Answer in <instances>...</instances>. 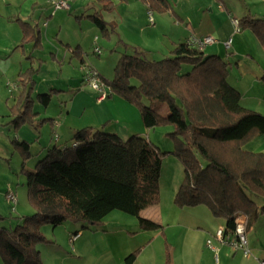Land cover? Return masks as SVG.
Here are the masks:
<instances>
[{
	"label": "trees",
	"instance_id": "16d2710c",
	"mask_svg": "<svg viewBox=\"0 0 264 264\" xmlns=\"http://www.w3.org/2000/svg\"><path fill=\"white\" fill-rule=\"evenodd\" d=\"M105 6L112 5L111 0ZM149 9L168 11L167 0H143ZM88 18L104 35L114 25L98 12ZM239 30H250L264 48V16L245 15L237 19ZM22 43L41 48L40 33L19 20ZM76 50V49H75ZM18 74L19 93L11 107L10 123L36 131L48 118H40L35 102L46 108L51 91L33 98L35 75L32 64ZM228 63L189 42L177 43L168 55L153 59L132 49L119 56L110 79L101 77L109 91L138 108L143 126H172L167 136L170 151H161L142 135L124 139L106 131L105 125L83 127L73 132L70 142L47 147L32 170L25 167L29 143L12 138L21 151V172L26 178L27 197L34 213L21 216L15 228L0 226V255L4 264H43L36 245L45 237L43 224L53 227L74 223L95 227L112 211L133 216L142 230L163 226L140 215L159 201V179L163 159L172 155L183 168V179L173 198L180 208L204 205L213 217L224 221V233H232L235 218L244 216L246 230L264 214V152L247 151L243 144L264 135V115L241 104V94L227 79ZM135 79L137 84H131ZM264 84V75L261 78ZM164 104L160 114L152 104ZM4 216L0 214V220ZM138 250L125 257L131 264Z\"/></svg>",
	"mask_w": 264,
	"mask_h": 264
},
{
	"label": "crops",
	"instance_id": "0c3cea01",
	"mask_svg": "<svg viewBox=\"0 0 264 264\" xmlns=\"http://www.w3.org/2000/svg\"><path fill=\"white\" fill-rule=\"evenodd\" d=\"M111 1L112 5L106 7L105 2L98 0H68L67 9L54 10L46 0H0V63H8L10 67L7 71L11 70L8 75H16L17 83L19 72L24 70L28 63L25 59L26 48H32V43H22L19 20L29 23L40 33L41 49L47 48L46 45H50L49 42L56 38V44L65 46L64 51L74 52L75 47V55H78L84 44L82 34L85 31L95 32V25L88 15L98 12L104 20L114 25L113 32L105 36L119 56L136 48L146 52L153 59H160L168 55L179 42H188L197 37H213L214 42L205 45L203 52L217 55L228 63L227 79L241 94V104L264 115V84L261 80L264 75V48L250 30H237L233 22L234 19L245 15L263 17L262 15L253 14L250 9L237 16L229 11L225 13L224 0H167L171 9L159 11L151 8L153 24H149V7L143 0ZM259 1L264 5V0ZM74 17L78 24L72 23ZM91 44L92 52L95 53L94 47H99L97 35L91 39ZM78 56L80 62H85L82 54ZM118 58H115L116 62ZM81 69L86 77L85 69ZM99 74L106 78L101 72ZM6 76L1 69L0 79ZM98 95L93 101V106L105 113L103 120L101 119L103 122L98 126L106 123V131L117 133L122 138L144 134L146 128L141 119L135 114L132 117L134 109L130 107L131 104L117 96L99 100ZM49 121L54 124L52 126L58 127L56 120ZM63 124L65 126V123ZM62 127H58L60 133L54 137L56 144H63L79 129L71 124L63 130ZM33 130L32 134L36 136V130ZM14 137L29 142L19 135ZM38 137L39 135L35 139ZM6 144L7 142L0 143V153H3ZM13 147L12 144L11 150ZM47 147H50L49 144L43 146L45 149ZM242 148L264 152V135L257 134L247 140ZM4 153L6 154L5 151ZM175 208L171 207L163 213L158 205H153L141 211L142 217L164 225L159 230H141L133 216L114 215V211L107 214L99 226L84 228L78 224L72 225L66 231L67 247L62 248V243L60 245L53 242L54 246L47 250L46 257L50 264H66L67 261L68 264H125V257L138 250L131 264H233L236 261V251L228 249V245H221L214 238L217 242L216 245L212 242L216 249L214 251L206 242V237L224 226L223 220L213 217L206 207L183 208L187 212L185 215L181 208ZM110 215L116 221L106 219ZM170 217L172 220H168ZM188 217L194 218L197 223H190ZM259 226V223H256L246 230V235L252 230L255 232ZM77 232L80 235L70 242L71 235ZM246 239L248 245L247 236ZM249 248L252 255L241 259L242 261L238 260L237 264H260V261L264 260V248ZM65 249L72 253L68 255ZM39 250L43 258L45 254Z\"/></svg>",
	"mask_w": 264,
	"mask_h": 264
},
{
	"label": "rangeland",
	"instance_id": "374dc122",
	"mask_svg": "<svg viewBox=\"0 0 264 264\" xmlns=\"http://www.w3.org/2000/svg\"><path fill=\"white\" fill-rule=\"evenodd\" d=\"M224 1L226 7L223 9V11L225 13L226 11H229L234 16H237L240 15L242 11L250 9L253 14L255 13L264 16V5L262 4V1ZM75 19L76 18L74 17L72 23H77V20L75 21ZM85 19L86 18L84 17L83 21H85ZM68 30H70V28ZM94 31V33L92 31H85L82 34V40L84 41V44L82 45V50L79 48L81 50V53L79 52V54H82L85 62H80L78 56L79 54L75 55V51L77 50H75V47L73 48L74 52H71V50L69 52L68 50L64 51V49H66L65 46L56 44V42H58L56 38L54 41L49 42L50 45H46L48 47L45 49H30V47L26 48L27 56L28 54L33 56L32 59L34 62L32 64L34 67L39 68L38 73L35 75L36 84L32 92L33 98H36L37 93L49 92L50 89H53L51 91V102L45 109L37 104V102H35L33 107L34 111H39L40 114L38 116L40 118H48L41 126H39L38 131H35L36 136L39 135L37 139H35L36 136L32 134L33 129L31 126L22 124L17 128H14L12 123H10L11 107L17 101L19 86L18 82L16 83V75H8V72L11 71H7V69L10 67L8 63H0V70L2 69L3 74L7 75L6 78L0 79V143L3 144L7 142L3 148L6 154L3 150V153H0V214L4 216V218L0 220V226L15 228L18 219L21 216L31 215L35 211L28 201L26 178L20 171V167L23 164V155L19 148H17L15 145H13V150L10 148L12 145L11 140L14 135H19L21 138L27 139L29 141L30 156L25 159V167L32 170L35 163L45 154L46 149L43 148V146H46V144H49V146L56 144L54 137L56 134L60 133V130H58L60 125L63 126L61 128L62 130L69 124L78 126L79 129L90 125L95 126L94 128H96L99 127L98 124L103 122L101 119L104 117L105 113L103 111H98L99 109L93 106V101L98 93L90 86L86 77H84V73L81 68L85 69L86 73L87 68L92 67L93 69L101 72L103 76L106 77V79L112 78L113 68L116 62L115 58L119 57V53L113 51V44L110 43L107 37L101 33V31L96 26H94ZM94 35H97L98 37V46L100 47L99 55H96L92 52L93 47L91 44V39L94 37ZM65 53H67V55H65ZM25 59L28 63L25 65L24 70L30 65V59ZM23 60L24 57L22 58V61ZM131 84H137V81L135 79H131ZM112 97L116 96L112 95ZM151 106L152 108H155L160 114L167 113L166 106L162 103L157 105L152 104ZM130 107L134 109V113L132 112V117H134L135 114L136 117L138 116L139 119H141L138 108L134 105H131ZM50 119L56 120L58 127L52 126L54 124H52V120L49 121ZM63 123H65V126ZM171 131L172 126L170 125L156 126L152 129H145V132L142 134V136L150 140L161 151H170L173 147V142L170 137L167 136V133ZM71 137L72 136L69 137L67 143L70 142ZM128 137L129 136H125L124 139ZM182 179L183 168L181 164L174 156H165L163 159V167L159 179V201L156 204L163 210V213L165 210L169 211L171 207L180 209V207L173 203V198L178 186L182 182ZM8 192L14 195L15 203H11L6 199V193ZM201 206L205 208L204 205H200L199 207ZM181 211L185 210L181 208ZM113 213L114 215H126L125 213L118 210H115ZM186 213L187 212L185 211L183 215ZM112 217L113 216L110 215L107 216L106 219L109 221H116V219H113ZM168 220H172L171 217ZM188 221L193 224L197 223L195 222V219L191 217H188ZM257 223L260 225L259 228H257L255 232H253V230L248 232L246 236L248 237L249 247L261 249L264 248V214L261 215ZM72 225L75 224L67 222L55 227L50 224L41 225L39 231L45 237V241L38 243L36 248L39 252V249H41L42 254H45V257L43 256L42 258L40 252L42 263L45 262L50 264L48 258L46 257V252L54 246V243H58L60 245L62 243V248L67 247L68 235L66 231L68 228H71ZM78 225L81 227L80 224ZM215 231L206 237V240L211 239L214 245L217 243L214 239ZM166 247L168 249V245L165 246V251L167 254ZM227 248L230 250L232 249V247L229 246H227ZM65 252L68 255L72 253L68 249H65ZM235 256L236 261H234L233 264L239 263L237 262L238 260L242 261L241 259H246L241 251H236ZM68 263L69 262L67 261L66 264ZM0 264H4L1 255Z\"/></svg>",
	"mask_w": 264,
	"mask_h": 264
},
{
	"label": "built area",
	"instance_id": "2783aa9c",
	"mask_svg": "<svg viewBox=\"0 0 264 264\" xmlns=\"http://www.w3.org/2000/svg\"><path fill=\"white\" fill-rule=\"evenodd\" d=\"M47 2L51 3V6L55 9H67L68 8V0H46ZM147 17L149 24H153V14L152 11L149 9L147 11ZM235 27L237 30L238 22L236 19L233 20ZM192 46L202 49L205 45L211 44L214 42V38L211 36H204V37H197L191 38L188 41ZM230 40L228 41V44ZM95 53H100L99 47L94 48ZM86 79L89 82L90 86L97 91L98 99H105L106 95L109 91L108 87L101 81L99 74L95 69L92 67L87 68L85 73ZM6 199L9 200L11 203H15V197L12 193H6ZM80 235L79 232L74 233L70 237V242L74 241ZM214 238L221 244V245H228L232 247L234 251H241L244 257L248 258L252 255L250 248L247 245L246 239V219L244 216H238L235 218V227L232 233L225 234L223 227H219L216 229ZM207 245L216 250L214 245L212 244V240L208 239ZM260 264H264V260L260 261Z\"/></svg>",
	"mask_w": 264,
	"mask_h": 264
},
{
	"label": "bare ground",
	"instance_id": "6f19581e",
	"mask_svg": "<svg viewBox=\"0 0 264 264\" xmlns=\"http://www.w3.org/2000/svg\"><path fill=\"white\" fill-rule=\"evenodd\" d=\"M95 48V47H94ZM95 52V51H94ZM97 71V70H96ZM97 73L99 74V72L97 71ZM100 75V74H99Z\"/></svg>",
	"mask_w": 264,
	"mask_h": 264
}]
</instances>
